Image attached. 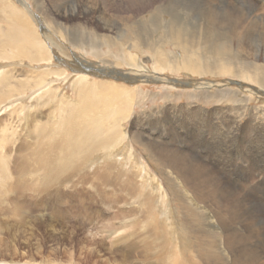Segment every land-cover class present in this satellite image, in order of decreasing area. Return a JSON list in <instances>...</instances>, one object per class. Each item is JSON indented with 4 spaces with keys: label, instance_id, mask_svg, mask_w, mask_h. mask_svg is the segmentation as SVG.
Masks as SVG:
<instances>
[{
    "label": "rangeland",
    "instance_id": "rangeland-1",
    "mask_svg": "<svg viewBox=\"0 0 264 264\" xmlns=\"http://www.w3.org/2000/svg\"><path fill=\"white\" fill-rule=\"evenodd\" d=\"M6 1L24 9L17 0ZM24 1L30 8L26 17L51 54L50 66L43 63L29 67V63H25L11 67L10 60H0V69L25 73L44 72L45 68L65 71L60 77L48 78L59 89L57 101L62 94L76 99V80L91 85L110 83L112 86L114 83L112 89L119 94L114 93V104L109 112L120 111L121 115H107L105 125L119 124L124 147L116 153L103 150L102 158L99 154L87 158L81 173L89 175L93 169L104 173V166L110 165L112 170L107 173L120 185L123 186L122 180L130 178L135 180L137 189L103 187L108 196L115 198L111 196L114 193L121 199L117 207H112L93 198L92 194L86 195L92 192L88 186L83 187L86 191L82 192L66 185L63 194L71 198L56 201L54 208L49 207L51 203L40 206L37 211L35 194L27 193V200L24 196L23 202L30 201L29 214L34 216H27L24 222L10 219L7 225L11 228L6 229L4 212L0 213V255L19 259L30 253L37 257L39 264L50 257L57 260L50 255L52 246L59 247L57 261L62 263L67 262L71 251L77 264H164L158 257L163 255L167 244L155 239L152 234L156 231L149 227L150 223L143 221L145 224L140 219L144 218L140 200L146 194L150 195V205L171 213L170 224L184 223L182 227L186 231H197L203 241L216 243L220 248L218 253L229 262L227 246L232 247L236 256L247 260L262 254L260 263L264 264V89L233 74L197 75L171 66L162 69L155 62L158 48L171 58L175 56L178 62L183 57V50L169 40L172 21L177 26L183 25L185 33L193 38L196 28L208 20L219 21L227 28L231 21L229 16L234 15L246 23L238 26L234 35L228 34L230 49L244 52L241 56L233 52L231 60L241 61L244 67L249 65L251 73L253 63L262 66L259 71L264 74V0ZM45 11L51 15L50 21ZM4 25L6 22H0L2 28L9 27ZM188 36L187 41L191 39ZM135 41L139 43L137 49ZM7 51L11 53L10 49ZM123 90L135 93L134 106L125 104L129 95H120ZM31 93L25 97L26 101L20 102V110L12 113L14 107L4 106L0 112V124L4 121L2 124L8 125L6 136L9 139L4 144L11 149L10 160L13 161L17 160V155L31 161L36 139L31 136L34 130H30L35 125L42 124L46 131L50 126L54 129L46 120L54 117L60 120L65 116L61 115L58 105L54 107L52 100L50 105L38 103L35 96L30 97ZM18 147H23L20 153ZM160 152L194 156L196 160L174 162H185V175L192 174L189 166H200L201 177L218 196L215 199L201 197L183 175L184 167L171 160H160ZM247 177L253 178L246 181ZM27 178L34 180L35 176ZM76 179L73 178V182ZM89 200L94 203L86 202ZM32 217L51 221L56 229L37 227L31 223ZM16 228L21 231L12 230ZM228 237L240 245H226ZM98 241L100 244L96 245ZM245 245L248 247L244 249Z\"/></svg>",
    "mask_w": 264,
    "mask_h": 264
},
{
    "label": "bare ground",
    "instance_id": "bare-ground-1",
    "mask_svg": "<svg viewBox=\"0 0 264 264\" xmlns=\"http://www.w3.org/2000/svg\"><path fill=\"white\" fill-rule=\"evenodd\" d=\"M16 3L24 9L18 8L17 6L15 7L14 5L16 4L13 5L9 1L0 0V22H6L4 26H9L4 28L0 26V60H10L12 64L11 67L25 65V63H29V67L33 64L41 65L43 63H47L46 67L50 66L51 54L46 44L37 38L35 28L29 22L28 17H26L28 16L27 12H30L28 4L24 0H17ZM60 11L61 10H59V12ZM45 14L46 17H49L48 20L50 21V13L45 11ZM229 17H231V21H229L227 28L222 27L223 23L220 24L219 21L217 22L210 19L199 28H196L193 38L185 33L184 29L186 28H183V25L182 27L177 26L175 25L176 23L172 21L170 24L171 36L169 40L170 42H176V45L183 50V57L178 62L175 56L171 58L168 53L158 48L155 50V62L161 66L162 69L166 66H171V68L177 70L182 69L183 71L193 72L194 74L197 73V75H204L205 73L214 76L233 74L247 82L255 83L264 89V81H262L264 80V74L262 71H259L262 66L259 67V65L257 66L253 63V72L251 73L252 68L249 65L244 67L241 61L231 60L233 52L240 56L244 52L239 50L236 52L230 49L228 46V34L234 35L239 29L238 26H244L246 22L234 15H230ZM60 34L62 35V32ZM181 36L186 37V39L181 38ZM187 36L191 38L188 41ZM63 38L65 37L63 36ZM129 38H132L131 35ZM138 45L139 43L135 41L134 48L137 49ZM7 49H10L11 53H9ZM195 53H200L202 58L196 57L197 54L194 55ZM254 58L255 56H253V59ZM255 61H257L256 58ZM39 69L40 67L37 70ZM45 70L44 72L33 70V72L28 71L25 73L15 70L0 69V112L4 110V106L14 107L12 113L20 110L22 106L21 103L26 101L27 99L25 97L28 96L27 94L29 92H32L29 94L30 97L34 99L33 96H35L38 103L42 102V104L48 103L50 105V100H52L54 107L57 108L58 105V110L62 112L61 115L65 114L60 120L59 118L56 120L55 117L50 119L47 118L48 120L46 121H49L51 123L50 125L54 126V129L48 126L50 129L48 130L47 128L46 131L44 129L45 127L41 124L35 125V127L30 130L31 132L34 130L31 136L33 134L35 137H33V139H36V141L34 140L36 142L35 149L32 154H30L32 159L34 158L35 160L32 161L31 159L30 162L25 161L30 159H24V157H20V155H17V160H10L11 149H7L4 144V142L9 139L6 136V132H8L6 128L8 125L4 126V121L2 120L3 124H0L2 127L0 130V213L4 212L3 221H5L4 228L6 229L9 227L7 224L10 219H18L24 222L27 216H34L32 215L33 213H30L31 215L29 214V212H31L30 201L23 202L24 196L27 200V193L35 194L34 199L37 201H35L34 205H36L37 211L40 206L46 207L51 203L52 205L49 207L54 208V203L56 201H62L63 198L64 200L71 198L69 195L63 194V189L66 185H70L71 188L74 187L75 190L81 189L82 192L86 191L84 188L88 186L92 189V192H86V195L92 194L91 196H94L93 198H99L101 203H109L112 207H117L119 203H121V199L114 193H111V196H115V198H111L104 192L102 189L103 187L114 189L117 187H130L134 188L135 191L137 189L135 180L130 178L129 180H122L123 186L120 185L115 177L107 173L112 170L110 165L104 166L102 169L104 173L97 169H93L89 175L81 173L82 166L85 164L87 158L92 155L98 156V154L101 155L100 158H102L103 150L109 153H116L119 152L120 148L124 147V139L122 131L119 130V124L111 122L105 125L107 115H121L120 111H117V113L109 112V107L114 104V93L119 94L116 90L112 89L114 83L112 86L109 85L110 83L91 85L90 83L76 80L74 82L76 99L71 100L62 94L61 98L57 101L56 96L59 89L57 86H54V82L51 83L48 78L53 75L60 77L65 71L55 72L51 71L49 68H45ZM17 73L20 75H15ZM46 81L47 83L44 85ZM133 93V91L127 90H123L120 93V95L123 96L129 95L128 101H125V104H132L135 94ZM54 100L56 101L54 102ZM132 106L134 105L132 104ZM30 107H32V104ZM34 120L35 119H33V121ZM44 120L45 119L42 121ZM28 122L29 121H27V123ZM99 124L101 125L99 126ZM151 144L154 145L153 141ZM18 148V152L20 153L23 147ZM152 148L154 149L155 145ZM128 156L130 159L133 157L130 150ZM107 157L110 158L108 155ZM158 157L160 160H171L174 164L183 166V175L187 182L201 197L215 199L218 196L217 191L211 189L201 177L203 171L200 166H189L188 171L192 174L185 175V162H174V160H196L194 156L185 153L168 155L160 152ZM19 158L21 161L18 160ZM28 175L35 176L34 180L27 178ZM75 177L77 179L73 182V178ZM252 178L253 177H247L246 181ZM250 182L252 181L248 183ZM246 186L247 184H245L244 188H246ZM239 188H241V186ZM135 191L130 192V195L135 193ZM86 195L84 196L85 198L87 197ZM142 196L143 198L140 200V205L144 208L141 211V215H144V218L138 217L142 222L147 221V223H150L148 224L149 227L156 231V233H151L155 239L159 241L162 239L163 242L167 244H165L167 248L163 250L162 253L164 256L160 254L158 257V260L163 261L164 264H262L260 263V260L263 259L262 254L247 260L241 256H236L233 253L232 247L227 246L231 260V262H229L223 254L220 252L218 253L220 248L216 246V243L203 241L197 231H186L185 228L182 227L184 223L179 224L177 220L178 225L170 224L168 220L172 217L171 213H164L163 210L150 205V195L143 194ZM94 200L86 202L92 204ZM79 201L81 203L84 202L82 200ZM88 210L90 211L91 209L88 207ZM127 218L128 216H125V219ZM49 219L51 220V218ZM31 223L37 225V227L44 226L46 227L45 229L48 230L52 227L56 229V225L46 219L34 220L33 218ZM29 227L31 226L29 225ZM10 228L11 227H9V229ZM1 229L2 227L0 226V230ZM12 230L21 231V229L17 228ZM148 231L150 236V229ZM7 233L10 234V230H8ZM9 236L11 237L12 235ZM142 241H144V239ZM60 242H63V240ZM99 242L100 241L96 242V245H99ZM226 245L239 246L240 243L228 237L226 239ZM247 247L246 245L243 246L244 249ZM50 248H52V253H50V255L58 260L59 247L54 248L50 246ZM117 250L121 251L120 249ZM120 256L123 255L120 254ZM15 258L14 256L7 258L0 255V264H38L36 261L37 257L35 258V255L30 253L26 254L25 258ZM50 258H48L49 260L43 259L39 264H77L74 261V255L71 251L68 253V260H65L67 261L66 263L58 262L59 260L57 261L52 258V260H50Z\"/></svg>",
    "mask_w": 264,
    "mask_h": 264
}]
</instances>
